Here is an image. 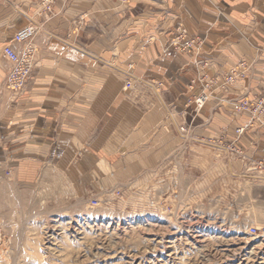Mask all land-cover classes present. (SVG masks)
<instances>
[{"label":"crops","instance_id":"0c3cea01","mask_svg":"<svg viewBox=\"0 0 264 264\" xmlns=\"http://www.w3.org/2000/svg\"><path fill=\"white\" fill-rule=\"evenodd\" d=\"M128 1L121 11L111 0H56L47 32L34 37L38 53L24 90L14 103L0 93V130L19 145V171L51 167L79 180L85 192L94 183L107 190L135 186L154 171L166 176L188 83L200 75L197 61L210 64L211 77L212 66L221 73L246 60L250 75L232 85L230 99L264 95V0ZM35 2L0 0V83L2 47L25 26ZM178 26L187 37L203 34L198 54L175 49ZM128 67L134 77L124 90ZM214 89L199 112L187 109L186 122L199 134L232 138L248 117L235 109L236 123L229 124L232 104L213 102L223 96ZM263 134H245L255 159L264 160Z\"/></svg>","mask_w":264,"mask_h":264},{"label":"rangeland","instance_id":"374dc122","mask_svg":"<svg viewBox=\"0 0 264 264\" xmlns=\"http://www.w3.org/2000/svg\"><path fill=\"white\" fill-rule=\"evenodd\" d=\"M111 1L112 8L127 10L128 0ZM55 2L51 12L42 13L36 0L25 26L35 21L36 35L46 33L55 16ZM86 15L81 14L75 24L79 26ZM177 28L175 42L193 40L188 50L178 52L198 54L203 34L187 37L183 32L182 37L181 27ZM12 38L6 44L14 45ZM33 40L34 67L38 48ZM3 59L0 93L8 92L14 103L22 92L15 94L4 86L10 63ZM201 62H196L200 65L197 80L188 83L184 119L175 130L178 143L166 176L164 170L154 171L135 186L107 190L94 183L85 192L79 180L51 167L36 174L30 165L19 171V145L0 130V264H264V176H245L231 154L218 144H208L209 139L220 137L217 132L199 134L198 127L191 130L186 122L187 109L196 112L189 101L199 91L195 88H200V77H210V64ZM242 62L246 67L240 68L241 74L224 88L218 87L223 96L212 100L232 104L226 113L232 125L238 102L248 97L244 92L230 99L232 85L249 77L251 66L243 59L221 73L215 66L210 71L211 77H222ZM128 68L124 90L134 77ZM238 113L249 122L248 112ZM263 127L259 123L250 129L257 134ZM202 136L206 141H201ZM228 159L237 167L230 168Z\"/></svg>","mask_w":264,"mask_h":264},{"label":"built area","instance_id":"2783aa9c","mask_svg":"<svg viewBox=\"0 0 264 264\" xmlns=\"http://www.w3.org/2000/svg\"><path fill=\"white\" fill-rule=\"evenodd\" d=\"M54 1L55 0H39V11L42 13L51 12ZM37 29L38 24L35 21H31L30 24L20 28L13 35V43L18 45V47L13 44H6L2 47V54L10 63V68L4 77V86L15 94L23 91L29 79L35 57V50L30 42L37 33ZM181 32L183 37V31ZM192 42L193 40H179L175 42V49L179 51L188 50ZM245 67V62H242L239 67L233 68L231 72L222 77H208L204 74L199 79L200 88L198 93L194 95L189 103L194 105L193 107L196 112H199L209 100L211 88H224L241 74V72H239L240 68ZM126 86L129 88L131 82H126ZM237 110L238 112H248L250 115L249 122L243 126L237 125L234 137L227 138L220 136L213 140L209 139L208 144H218L217 146H219L225 154H231L234 160L239 164L240 172L245 176H264V160L255 159L247 152V139L245 137L246 131L251 127L257 126L259 123L264 126V95L256 99L242 97L238 102ZM180 130L184 131L185 129L180 128ZM115 196H119L118 190L115 192Z\"/></svg>","mask_w":264,"mask_h":264},{"label":"bare ground","instance_id":"6f19581e","mask_svg":"<svg viewBox=\"0 0 264 264\" xmlns=\"http://www.w3.org/2000/svg\"><path fill=\"white\" fill-rule=\"evenodd\" d=\"M18 30H19V29H18ZM18 30H17V31H18ZM36 34H37V33H36ZM36 34H35V35H36ZM34 37H35V36H34ZM34 37H33V38H34ZM33 38H32V39H33ZM14 45H15V44H14ZM15 46H18V45H15Z\"/></svg>","mask_w":264,"mask_h":264}]
</instances>
